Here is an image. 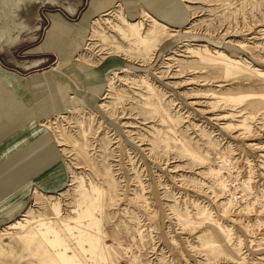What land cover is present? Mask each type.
<instances>
[{
  "label": "rangeland",
  "instance_id": "rangeland-1",
  "mask_svg": "<svg viewBox=\"0 0 264 264\" xmlns=\"http://www.w3.org/2000/svg\"><path fill=\"white\" fill-rule=\"evenodd\" d=\"M0 69V264H264V0H0Z\"/></svg>",
  "mask_w": 264,
  "mask_h": 264
},
{
  "label": "crops",
  "instance_id": "crops-1",
  "mask_svg": "<svg viewBox=\"0 0 264 264\" xmlns=\"http://www.w3.org/2000/svg\"><path fill=\"white\" fill-rule=\"evenodd\" d=\"M1 70H3V69H0V77H1ZM3 73H5V75L7 74V73H9V72H6V71H3L2 72V74ZM5 75H3L4 77H5ZM18 76V75H17ZM18 77H21V76H18ZM2 78V77H1ZM3 89H5V88H3ZM3 89H1L0 88V92L3 90ZM10 98V99H9ZM9 98H6L7 99V105L4 107V110L6 109V107H8V105H10V104H12L13 103V99H14V97H9ZM6 103V102H5ZM9 103V104H8ZM16 111V110H15Z\"/></svg>",
  "mask_w": 264,
  "mask_h": 264
},
{
  "label": "water",
  "instance_id": "water-1",
  "mask_svg": "<svg viewBox=\"0 0 264 264\" xmlns=\"http://www.w3.org/2000/svg\"><path fill=\"white\" fill-rule=\"evenodd\" d=\"M43 73H44V75H45V77H46L47 80H51V79H52V73H51V71H50L49 68H46V69L43 71Z\"/></svg>",
  "mask_w": 264,
  "mask_h": 264
},
{
  "label": "built area",
  "instance_id": "built-area-1",
  "mask_svg": "<svg viewBox=\"0 0 264 264\" xmlns=\"http://www.w3.org/2000/svg\"><path fill=\"white\" fill-rule=\"evenodd\" d=\"M235 197H236L238 200L244 198L243 194H242V193H239V192H236ZM256 221H257V220H256ZM257 223H258V225H262V226L264 227V220H263L261 223L257 221Z\"/></svg>",
  "mask_w": 264,
  "mask_h": 264
},
{
  "label": "bare ground",
  "instance_id": "bare-ground-1",
  "mask_svg": "<svg viewBox=\"0 0 264 264\" xmlns=\"http://www.w3.org/2000/svg\"><path fill=\"white\" fill-rule=\"evenodd\" d=\"M151 20L156 21V19L153 16H150ZM131 26V25H130ZM132 29V28H131ZM133 31V30H132ZM135 34V33H134ZM135 36V35H134ZM15 222V221H14Z\"/></svg>",
  "mask_w": 264,
  "mask_h": 264
}]
</instances>
